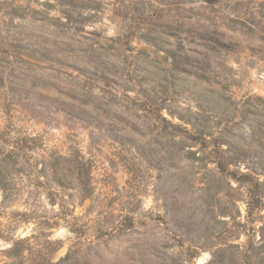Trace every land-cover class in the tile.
Segmentation results:
<instances>
[{
  "label": "rangeland",
  "instance_id": "rangeland-1",
  "mask_svg": "<svg viewBox=\"0 0 264 264\" xmlns=\"http://www.w3.org/2000/svg\"><path fill=\"white\" fill-rule=\"evenodd\" d=\"M0 181V264H264V0H0Z\"/></svg>",
  "mask_w": 264,
  "mask_h": 264
},
{
  "label": "trees",
  "instance_id": "trees-1",
  "mask_svg": "<svg viewBox=\"0 0 264 264\" xmlns=\"http://www.w3.org/2000/svg\"><path fill=\"white\" fill-rule=\"evenodd\" d=\"M23 139V138H22ZM24 140H25V142H29L30 141V139H29V137H27V138H24ZM22 141V140H21ZM12 149L11 150H9V152L12 154V155H10V156H13V155H18V154H20V153H22V155H26L27 153H28V151H29V146L28 145H26V144H23V141H22V143L20 142V140L18 139H16V140H13L12 142ZM63 156V155H62ZM68 160H71V161H75L76 160V162H74V165H75V167L76 168H78L79 166H81L82 165V162L80 161V160H78L76 157H74V158H71L70 156L68 157ZM79 169V168H78ZM54 175H56L57 174V171L56 170H54L53 172H52ZM1 181H0V187H1ZM3 185V184H2ZM2 188H3V186H2ZM26 240H28V238H26ZM10 252L12 253V254H14L15 253V247L14 246H12L11 248H10ZM14 256V255H13ZM36 264H50V259H45V260H42L41 262H39V263H36Z\"/></svg>",
  "mask_w": 264,
  "mask_h": 264
}]
</instances>
